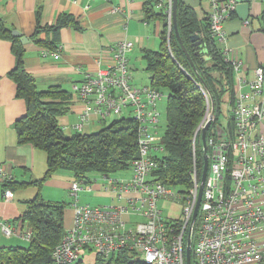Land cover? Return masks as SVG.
Masks as SVG:
<instances>
[{
  "label": "built area",
  "instance_id": "1",
  "mask_svg": "<svg viewBox=\"0 0 264 264\" xmlns=\"http://www.w3.org/2000/svg\"><path fill=\"white\" fill-rule=\"evenodd\" d=\"M158 1L159 6L167 4L170 29L172 0ZM204 1L210 35L223 46L225 61L237 75L241 62L225 47L224 30L237 4L235 0ZM133 47L131 41L118 43L112 65L88 75L72 88L73 94L84 101L75 132L82 131L91 115L105 120L119 117L128 109L133 113L138 125V157L129 165L131 176L121 180L102 177L103 188L112 190L114 198L122 203L97 207L79 204V192L92 191V184L75 180L69 189L74 201L72 224L52 252L53 264H77L78 254L92 249L101 259L125 252L135 264H185L190 227L191 264H264V65L255 69L248 91L234 90L230 132H213L214 136L206 139L208 169L191 225L200 182L196 163L186 193H178L158 180L155 173L161 169L164 156L158 131L162 94L148 86L136 88L130 84L126 54ZM6 179L0 166V181ZM3 197L9 201L12 192L5 189ZM160 202L180 204V216H164ZM132 217L138 220L132 221ZM0 230L5 238L15 235L1 221ZM29 236L28 232L19 235L25 239Z\"/></svg>",
  "mask_w": 264,
  "mask_h": 264
},
{
  "label": "trees",
  "instance_id": "2",
  "mask_svg": "<svg viewBox=\"0 0 264 264\" xmlns=\"http://www.w3.org/2000/svg\"><path fill=\"white\" fill-rule=\"evenodd\" d=\"M166 9L167 4L159 6L158 0L143 3L144 22H159L161 28L158 48L143 49L142 60L149 75L148 87L168 92L160 141L164 148L163 165L155 174L163 185L178 193H186L192 184L190 174L194 163L198 179L202 171L200 125L212 103L214 114L206 139L214 136L215 128L222 125L220 116L224 98L227 96L230 103L233 100L234 72L210 35L208 18H199L193 7L178 0L177 30L193 62L191 65L176 38L173 24L170 29L168 27ZM70 26L78 28L69 14L60 15L52 25H41L37 21L32 37L45 50L55 53L58 51L55 43L59 31ZM11 32L12 29L0 20V40L11 42L15 56V66L8 76L16 85L17 97L26 103L25 115L14 126L17 140L45 152L46 171L41 179L33 182L38 189L37 195L27 201L21 216L29 228L28 246H0V264H53L52 252L65 233L64 206L42 199L40 188L43 183L57 172H69L75 180L91 183L93 173L107 177L128 169L131 161L138 157V125L132 118L120 119L97 132L65 135L58 117L68 113L71 94L58 86L45 91L37 89L24 67V49ZM41 35L44 39L39 38ZM224 128L230 132V119L227 118ZM129 258L128 254L121 252L110 259L117 264H135Z\"/></svg>",
  "mask_w": 264,
  "mask_h": 264
},
{
  "label": "crops",
  "instance_id": "3",
  "mask_svg": "<svg viewBox=\"0 0 264 264\" xmlns=\"http://www.w3.org/2000/svg\"><path fill=\"white\" fill-rule=\"evenodd\" d=\"M145 0H0V20L9 28L18 31L28 41L22 44L24 49V67L34 79L37 89L45 91L58 86L71 94L70 109L67 114L58 117V123L64 134H89L102 129L97 116L91 115L81 132H75L74 126L79 121V114L84 101L73 94V85L82 83L93 76L99 69L112 65V55L116 45L131 41L134 47L127 52L130 76L138 78L140 70L145 71L142 50H156L159 45V22H144L143 3ZM193 7L199 18L207 17V4L204 0H182ZM69 14L77 23L62 28L56 41L57 52H48L36 43L32 34L37 21L41 25L55 24L60 15ZM38 18V19H37ZM227 36L225 47L241 62L239 74L234 73V90L246 92L249 82L254 78V71L264 65V0H251L247 20H241L238 12H233L224 23ZM44 39V36H39ZM222 49L223 46L217 44ZM15 66V56L9 40H0V166L6 172V181H0V221L6 223L15 235L5 238L0 230V246L11 241L24 240L21 233L29 228L21 219L27 201L33 199L38 189L33 182L41 179L46 171V154L30 143L20 144L15 132V123L26 112V103L16 95V85L8 76ZM141 66V69L138 67ZM147 73V72H146ZM130 74V72H129ZM149 77V75H148ZM226 115H230L231 104ZM91 179V178H90ZM103 184L94 181L92 194L96 197H109L112 204L117 201L112 190L103 188ZM75 181L72 173L57 172L46 180L40 188V195L45 202L62 204L65 230L70 228L73 218V199L69 195L71 184ZM9 186L4 187L5 184ZM23 184V185H22ZM5 189L12 192V198L5 201ZM79 204L82 203L78 197ZM119 202V201H118ZM122 202H119L120 204ZM104 206V205H102ZM14 237V238H13Z\"/></svg>",
  "mask_w": 264,
  "mask_h": 264
},
{
  "label": "rangeland",
  "instance_id": "4",
  "mask_svg": "<svg viewBox=\"0 0 264 264\" xmlns=\"http://www.w3.org/2000/svg\"><path fill=\"white\" fill-rule=\"evenodd\" d=\"M168 24V23H167ZM169 27V26H168ZM138 69H141V66L138 67ZM130 72L129 75L133 76V70L128 71ZM138 78H132V82L135 86L142 87L145 85H148V74L142 70L138 73ZM215 77H217V74H215ZM162 94V97L160 98L158 102V110L160 112V119H159V132L160 134L163 133L164 126H165V105H166V97L168 95V92L166 90H162L160 92ZM228 97L225 96L224 98V103H223V114L220 116V121L222 122V125L217 126L215 128V131H219L222 133L223 131L226 132L224 125L226 123L227 118H229V115H226L228 110V104L226 103L228 101ZM211 110V109H210ZM209 110V112H210ZM209 113H207L208 116ZM133 113L128 109L124 110L122 115L119 117L116 116H109L106 118L105 122L101 123L103 125L102 127L108 126L110 123H112L113 120H120V119H128L132 118ZM206 116V117H207ZM131 176V171L126 169L122 171H118L112 174H109V177L113 179H128ZM92 183L95 184L94 181L98 182V184H103L102 180L100 179V175L93 173L91 176ZM69 193V192H68ZM79 199H81L82 203H87L90 206L97 207V206H109V205H118V201H115L114 204L111 202V198L109 197H96L92 194L91 191H81L78 194ZM180 205V204H178ZM176 204L168 203L167 205H162V203H159L160 208L162 209L163 215L168 217V218H177L180 216V208ZM138 220L137 217H132V221ZM14 238V237H13ZM24 239V238H23ZM194 239H195V231L192 233V244H194ZM11 241L9 244H4V246H20V247H27L28 246V241L26 239L21 240L20 242L16 241ZM79 256V261L77 264H117L115 261H112V259H100L97 257V253L95 250H85L83 252H80L78 254Z\"/></svg>",
  "mask_w": 264,
  "mask_h": 264
},
{
  "label": "water",
  "instance_id": "5",
  "mask_svg": "<svg viewBox=\"0 0 264 264\" xmlns=\"http://www.w3.org/2000/svg\"><path fill=\"white\" fill-rule=\"evenodd\" d=\"M235 2L237 4V6L235 8V12L239 13V18L241 20H247V18L249 16L251 0H235ZM177 3H178V0H172V24L174 27L176 38L179 41V43L182 47V50L184 51V53H185L187 59L189 60L190 64L193 65V62H192L189 54L187 53L185 47L182 45V42L179 38V34H178V30H177V24H176ZM11 35L13 37L18 38L20 43H22V44H25L28 41V39L25 36H22V34L16 30H13L11 32ZM210 109L211 110H210L208 116L204 119V121L200 125V127H202L201 135H200L201 144H202V152H203V154H202V171H201V177H200V182H199L196 206H195L192 218H191V225L194 223L197 212H198V208H199V204H200V200H201V196H202L203 185H204V181H205V177H206V173H207V169H208L206 133H207V130L210 127L211 122L213 120V114H214L213 103L211 104ZM190 232H191V227L189 228V233ZM189 233H188V237H187V241H186L185 264H191V240L189 238Z\"/></svg>",
  "mask_w": 264,
  "mask_h": 264
}]
</instances>
